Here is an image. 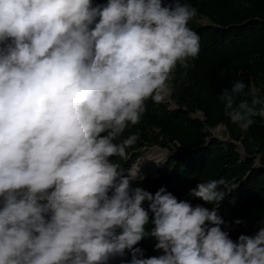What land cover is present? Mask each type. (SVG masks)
I'll return each instance as SVG.
<instances>
[{"label":"clouds","instance_id":"1","mask_svg":"<svg viewBox=\"0 0 264 264\" xmlns=\"http://www.w3.org/2000/svg\"><path fill=\"white\" fill-rule=\"evenodd\" d=\"M197 11L186 0H0V264H108L126 250V264H264V227L234 242L218 208L133 188L139 164L125 175L110 159H128L139 137H121L145 101L193 66ZM218 99L242 130L264 117V96L242 80ZM223 183L191 194L221 201ZM145 237L164 254L145 258Z\"/></svg>","mask_w":264,"mask_h":264},{"label":"trees","instance_id":"2","mask_svg":"<svg viewBox=\"0 0 264 264\" xmlns=\"http://www.w3.org/2000/svg\"><path fill=\"white\" fill-rule=\"evenodd\" d=\"M93 2L106 4L107 0ZM167 2L164 0L165 4ZM186 2L209 20L205 24H198L194 19L189 22L188 26L201 38L200 53L189 60L193 66L185 70L178 65L175 70L179 79L186 80L184 88L188 94H180L175 108L145 101L146 112L140 123L129 125L121 137L124 139L132 134L139 137L126 150L128 159H110L118 162L127 175V169L141 157L139 150L148 138V127L159 126L167 141L177 143L180 148L168 157L162 155L154 159L144 172L161 160L159 168L144 178L139 174L141 179L133 180L132 187H141L153 194L163 187L178 200H187L193 206L218 208L225 221L222 230L236 242L241 234L254 235L264 227V161L255 163L250 155L252 149L242 157L230 140L212 136L211 128L220 123L228 126L232 123L218 99L225 88L230 89L234 80H242L246 85L250 78L264 80V0ZM248 91L246 88L245 92ZM245 98L250 102V95L241 94L236 98L237 103ZM197 110L204 112L203 119L195 115ZM253 119L249 127L252 133H264V117L257 115ZM220 179L224 181L218 187V191H223V200L208 203L191 194L199 183ZM148 204V201L143 204L146 210ZM149 216L146 231L154 227L151 223L154 214L149 212ZM236 220L242 223L233 228ZM156 243L154 237H145L136 247L143 249L145 258L163 255V250L155 249ZM130 260L131 253L126 250L124 257L112 258L108 264H126Z\"/></svg>","mask_w":264,"mask_h":264},{"label":"rangeland","instance_id":"3","mask_svg":"<svg viewBox=\"0 0 264 264\" xmlns=\"http://www.w3.org/2000/svg\"><path fill=\"white\" fill-rule=\"evenodd\" d=\"M198 24L208 23L209 20L205 16L199 14L193 18ZM185 79H179V73L174 72V77L169 81L170 91L161 94V100L156 102L149 98L146 101H151L155 105H165L167 108H175L178 106V98H181L180 94H188L184 88ZM249 86L254 87L258 90L259 94L264 95V80L262 79H249ZM195 115L204 118V112L202 110H197ZM212 136L218 137L220 139L230 140L236 150L240 153L242 157L246 155V151L252 149L251 157L254 158L255 163L260 164L264 161V133L253 132L250 128L246 131L242 130L238 125L231 123L229 126L226 124H217L211 128ZM148 138L144 140V145L139 150L140 158L135 164H139L140 175L142 178L156 171L161 165V160L159 163H155L153 168L148 172H144V168L149 165L154 159L159 156H165L169 154L170 151H176L180 147L177 143L171 144L167 141L166 136L161 132L159 126L152 125L147 129ZM236 135V137L234 136ZM171 148V149H170ZM131 167V166H130ZM141 179V178H138ZM234 184L230 185L233 186ZM240 225L236 223L232 224L233 228H238Z\"/></svg>","mask_w":264,"mask_h":264},{"label":"water","instance_id":"4","mask_svg":"<svg viewBox=\"0 0 264 264\" xmlns=\"http://www.w3.org/2000/svg\"><path fill=\"white\" fill-rule=\"evenodd\" d=\"M172 153H174V151H171V152L169 151V154L167 155V157H168L170 154H172ZM152 173H153V172H152ZM150 174H151V173H149L148 175H150ZM148 175H146V176H148ZM146 176H145V177H146ZM143 178H144V177H143ZM135 180H139V179H135Z\"/></svg>","mask_w":264,"mask_h":264},{"label":"bare ground","instance_id":"5","mask_svg":"<svg viewBox=\"0 0 264 264\" xmlns=\"http://www.w3.org/2000/svg\"><path fill=\"white\" fill-rule=\"evenodd\" d=\"M169 153V152H168Z\"/></svg>","mask_w":264,"mask_h":264}]
</instances>
